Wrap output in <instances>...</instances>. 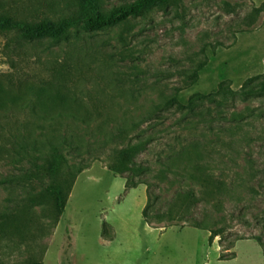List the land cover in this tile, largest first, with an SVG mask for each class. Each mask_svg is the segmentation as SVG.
Here are the masks:
<instances>
[{"label": "rangeland", "instance_id": "rangeland-1", "mask_svg": "<svg viewBox=\"0 0 264 264\" xmlns=\"http://www.w3.org/2000/svg\"><path fill=\"white\" fill-rule=\"evenodd\" d=\"M131 1L99 3L106 12ZM79 8L80 0H0V15L26 24L75 18ZM250 78L264 80V0H177L58 43L0 29V210L21 208L0 230V264H264L254 238L264 245V94H234L193 114L176 104L150 113L174 94L182 100L220 84L238 91ZM58 114L88 124L51 120ZM70 132L89 141L88 164L55 219L48 197L28 199L47 180L25 173L37 148ZM137 141L146 145L135 161L150 167L141 176L157 195L150 212L172 208L179 188L197 187L189 172L209 176L211 191L198 193L189 215L225 228L211 245L203 229L144 221L146 185L125 191L106 157Z\"/></svg>", "mask_w": 264, "mask_h": 264}, {"label": "trees", "instance_id": "trees-1", "mask_svg": "<svg viewBox=\"0 0 264 264\" xmlns=\"http://www.w3.org/2000/svg\"><path fill=\"white\" fill-rule=\"evenodd\" d=\"M176 1L177 0H133L127 4L114 6L104 12L100 6L99 0H80V8L75 18L64 17L57 21L43 20L36 24H26L14 22L10 17L0 15V29L15 27L24 40L34 41L46 38L53 43H58L62 40H67L72 31L74 34L95 33L118 25L128 18L142 16L153 9L166 8ZM234 94L240 95L242 98L262 95L264 94V80L250 78L238 91L230 90L223 84H220L215 91L196 92L182 100L178 94H174L167 97L165 101L157 103L150 113H159L163 109H168L176 104L177 109H185V112L193 114L202 110L201 108H203L207 102L220 105L222 104L221 101L233 97ZM63 116H70L72 121H80L86 126L88 124L85 119L76 118L69 114H58L51 118V120L60 119ZM125 129L126 125L118 126L117 134H122ZM105 141L106 140L102 142V145L106 144ZM145 145V141H137L125 146L110 148L106 153L108 168L121 174L125 178V191L136 187L138 184L146 185V203L141 211L145 222L152 223L153 219L159 221L167 220L169 226L174 225L181 227L182 224H187L194 228L203 229L209 232L207 241L208 245H211L216 236L221 237L223 235L225 228L214 226L216 220L212 222H203L189 215V210H191V207L198 201V193L208 194L211 191L209 176L207 174H198L195 176L192 172H189L190 179L196 181L195 185H197V187L190 186L188 188H179L175 192L172 208L162 212L160 210L150 212V208L157 200V195L154 194L151 189L152 184L141 175L150 172L151 169L148 165L138 164L135 161L136 155L143 151ZM89 147L90 143L88 140L84 139L79 134L70 132L64 133L58 141L49 139L46 146L37 148L36 151H38V155L36 159L31 162V166L25 173V176L38 177L41 179L40 181H43L45 178L47 183L41 187V190H39V193L36 195L29 194V201H31L32 204L40 205L43 204L42 199L48 197V200H50L52 204V215L57 219L62 214L74 177L88 164L87 157H83L82 153L85 150L86 153L90 152V150L88 151ZM83 148H85V150ZM64 149H66V152L63 151ZM186 151L185 152L188 153L190 150ZM187 162L188 164H186L185 167L190 166L192 170L200 172L199 164H195L191 160ZM136 177L138 178L136 179ZM24 200L26 199H22V201ZM20 209L21 208H18L17 212H15V210L13 212H4L0 210V230L5 227L4 223H6V227H11L14 222H16L15 219L19 217ZM222 217L223 216H221L219 220H222ZM254 238L261 246L264 257V245H262L258 237ZM241 239L243 238H234L228 247H224L220 244V250L232 248L234 243ZM233 257L234 256H231L227 259ZM27 264L46 263L40 259H31Z\"/></svg>", "mask_w": 264, "mask_h": 264}]
</instances>
